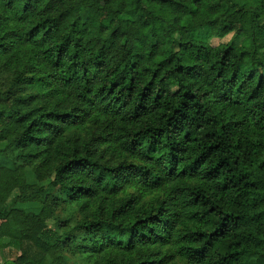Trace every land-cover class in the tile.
Masks as SVG:
<instances>
[{
	"label": "trees",
	"instance_id": "16d2710c",
	"mask_svg": "<svg viewBox=\"0 0 264 264\" xmlns=\"http://www.w3.org/2000/svg\"><path fill=\"white\" fill-rule=\"evenodd\" d=\"M260 51L264 0H0V264H264Z\"/></svg>",
	"mask_w": 264,
	"mask_h": 264
},
{
	"label": "rangeland",
	"instance_id": "374dc122",
	"mask_svg": "<svg viewBox=\"0 0 264 264\" xmlns=\"http://www.w3.org/2000/svg\"><path fill=\"white\" fill-rule=\"evenodd\" d=\"M199 34L203 35L204 31H200ZM207 42L211 46H217L219 44L230 43L232 48L236 49L241 45V38L238 36H234L232 34H229L228 36L224 37L223 39L212 38V39H208ZM263 54H264V51H260L258 54V57L262 56ZM1 163L3 165H6L9 168L11 167V164L8 161H6L5 159H1ZM14 196H16V194L15 195L12 194V196L9 198V201H8L9 204L13 203ZM23 207L27 210H30V211H36L37 210L36 205H33V204L23 205ZM48 224H49L50 228H55V226L51 222H49ZM15 256H16V252L11 248L10 249L7 248V249L0 252L1 260L13 259ZM248 264H254V261L251 260V261H249Z\"/></svg>",
	"mask_w": 264,
	"mask_h": 264
}]
</instances>
